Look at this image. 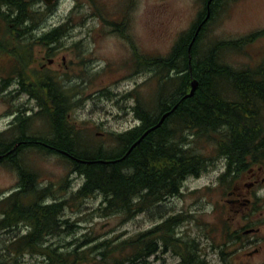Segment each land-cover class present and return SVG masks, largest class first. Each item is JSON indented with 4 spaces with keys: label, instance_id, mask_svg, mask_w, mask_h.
<instances>
[{
    "label": "trees",
    "instance_id": "obj_1",
    "mask_svg": "<svg viewBox=\"0 0 264 264\" xmlns=\"http://www.w3.org/2000/svg\"><path fill=\"white\" fill-rule=\"evenodd\" d=\"M38 1L0 0V20L6 31H33L46 15L36 6ZM222 1H210V18L195 36L199 18L205 14L203 7L165 56L137 54L145 66L153 68L155 80L150 108L143 109L146 104L135 95L138 129L154 126L170 111L156 129L132 148V154H139L138 161L145 160L144 172L142 167L127 172L120 163H106L111 153L100 148H74L80 134L84 139L88 136L85 132H50L29 138L25 137L26 132H0V166L18 175V189L0 197V231L19 224L29 227L19 246L0 240V264H5L1 258L15 260L24 253L45 257L46 264H151L149 260L158 254L160 243L167 246L171 241L163 229L164 222L126 239L114 237L85 249L57 252L44 238L70 232L68 222L59 215L66 200L49 201L47 206L39 204L41 195L50 199L53 193L48 186L38 188V176L26 167L28 154L57 155L83 178L75 198L83 201L100 194L101 212L112 215L110 211H115L113 214H123L126 219L181 196L186 179L200 176L219 159L224 162V171L218 177V186L224 187L225 194L231 193L235 177L253 166H264V96L258 95L264 90V55L252 60L248 54V48L264 38V29L235 39L214 35L210 20ZM59 31L60 27L52 30ZM193 79L198 84L189 96ZM136 133L115 136L120 154ZM36 139L50 147H35L30 141ZM155 172L157 177L153 179ZM179 220L181 216L177 224ZM188 242L191 241L175 240L177 247L181 245L183 249L177 254L191 261L193 256L186 252ZM93 253L97 256L92 257ZM196 254L195 258L202 262Z\"/></svg>",
    "mask_w": 264,
    "mask_h": 264
},
{
    "label": "rangeland",
    "instance_id": "obj_2",
    "mask_svg": "<svg viewBox=\"0 0 264 264\" xmlns=\"http://www.w3.org/2000/svg\"><path fill=\"white\" fill-rule=\"evenodd\" d=\"M221 4L210 20L214 35L235 39L264 29V0H223ZM36 6L46 15L31 32H51L64 22L66 26L60 31L77 34L69 42H80L74 65L81 71V83L77 87H61L63 92L71 95L68 111L71 121L77 123L75 128L88 135L84 139L80 134L78 142L85 140L89 151L100 148L111 154L118 153L115 136L140 124L133 115V102L127 93L134 91L139 95L142 104H146L142 105L143 109L151 107L150 96L153 94V68L142 64L138 73L141 65L134 69L132 53L139 51L142 55L156 57L168 54L178 36L196 20L203 9L202 2L54 0L47 5L39 0ZM122 31L128 33V39L116 34ZM6 34L9 33L0 20L3 43L0 45V73L9 72L12 67L5 51L12 48L10 38L3 36ZM69 42L62 39V43ZM248 54L252 60L262 57L264 38L255 41L248 48ZM70 57L73 58L68 54L69 61ZM2 98L0 130L5 128L3 114L8 101ZM23 101L27 102V98L23 97L18 107ZM28 102L36 108L34 101ZM30 134L48 135L50 132H26V135ZM25 163L27 170L38 176V188L50 187L51 203L66 200L62 218L68 222L70 232L47 238V245L58 246L74 239L83 241L86 237L91 239L87 245L78 248L81 250L114 237L118 240L129 238L161 223L167 214H180L182 220L168 236L169 245L160 243L158 254L149 260L151 264H182L176 252L183 249L181 245L177 247L176 238L194 240L205 264H264V166H253L249 168L252 173L248 170L235 177L231 193L225 194L224 187L218 186V177L224 171V162L219 159L200 176L186 179L181 196L123 221L118 215L101 212L102 197L99 195L83 201L72 200L70 193L81 185L82 180L58 156L32 153L28 154ZM256 179L258 184L249 187ZM17 182L18 175L14 171L0 166V197L15 190ZM0 238L5 235L0 233ZM72 245L67 248H73ZM256 248H259L258 254H254ZM95 256L97 253L92 254ZM44 261L42 256L28 254L18 257L15 264H44Z\"/></svg>",
    "mask_w": 264,
    "mask_h": 264
},
{
    "label": "flooded vegetation",
    "instance_id": "obj_3",
    "mask_svg": "<svg viewBox=\"0 0 264 264\" xmlns=\"http://www.w3.org/2000/svg\"><path fill=\"white\" fill-rule=\"evenodd\" d=\"M209 18L210 2L206 6L205 14L199 18V25L196 30L201 29L208 22ZM64 25L66 26V23L63 22V25L60 27ZM113 27L116 29L118 26ZM115 29L112 30L114 31ZM116 34L128 39V33L125 31ZM3 36L11 39L10 44L12 48L5 51L9 58L8 62L12 67L9 72L0 73V97H3V100H8L6 103L7 109L3 114V117H5V128L0 130V132H80L78 128H75L77 123L70 119L71 113H68L71 95L66 91L63 92L61 88H66L67 86H71L69 88L73 86L77 87L81 83V79H79L81 71L77 70L74 65L79 56L78 48L80 42H69L77 34H72L68 31L14 32ZM62 39L69 43H62ZM1 44L3 43L0 40ZM1 52L2 49H0ZM68 54L69 56H73V58L70 57V61L67 59ZM126 63H129V61L127 60ZM142 64L145 63L132 55V66H134V69H137L141 65L138 73L141 72ZM35 89H37V92L34 91ZM127 94H129L127 97L133 102L131 110L136 117V96L139 99L140 96L134 94V91ZM23 97L27 98V102H21V107H18ZM28 100L34 101L36 108L30 106ZM137 127L139 126L122 131L125 133L138 132L128 142L131 146L140 137L141 141L151 132L147 131L149 128L138 129ZM32 136L33 134L26 135L25 133V137L27 138ZM21 142L24 143L26 141L21 140ZM30 143H33L35 146L42 144L44 149L50 147L40 139L31 140ZM250 173H252V170H250ZM257 184L258 181L256 179L249 184V187H254L253 185L256 186ZM197 253L199 259L204 263L205 258L201 256L200 250ZM258 253L259 248H256L254 254ZM177 257L182 262V256L177 254Z\"/></svg>",
    "mask_w": 264,
    "mask_h": 264
},
{
    "label": "bare ground",
    "instance_id": "obj_4",
    "mask_svg": "<svg viewBox=\"0 0 264 264\" xmlns=\"http://www.w3.org/2000/svg\"><path fill=\"white\" fill-rule=\"evenodd\" d=\"M201 2H206V0H201ZM220 4V3H219ZM218 7V5L216 6ZM202 29V28H201ZM201 29H197L195 30L196 34H198V32L201 30ZM204 35V34H203ZM206 35V34H205ZM204 35V36H205ZM155 71L157 72V70L155 69ZM197 81L196 79H193L192 81ZM197 84H198V81H197ZM258 95H263L264 96V90H260V92L258 93ZM35 147L39 148V149H42L43 146L42 144L40 145H36ZM79 147H86V144L84 142H81V143H77L75 144L74 148H79ZM132 146L131 144H126V146L123 148V152H127V153H123V154H120L119 152L118 153H112L109 155V158L108 160H106V163L108 164H111V165H114V164H119L120 168H124L125 170L128 171H132V170H137V168H141L142 167V172H144V169H143V166L142 164L145 163V160H141V161H138L136 158L138 157L139 154H132L131 151H132ZM129 156V157H128ZM129 159V161H124L126 159ZM80 161V160H79ZM130 163H131V166H130ZM133 164V165H132ZM133 166V167H132ZM133 168V169H132ZM76 176L78 178H80L82 180V183L81 185L83 184V178L79 175V174H76ZM153 179H155L157 177V173L155 172L154 175H152ZM81 185L76 189V190H73L70 194L71 196H69V199L71 197L72 200H77V198H75L74 194L75 192H77V190L81 187ZM100 197L101 195L98 194ZM170 199H174V197L172 198H169L167 199L166 201L170 202L171 200ZM50 199L44 195H41V198L38 200L39 204L41 206H47L49 205V202ZM103 203V199L101 201ZM165 202V201H164ZM162 202V203H164ZM161 203V204H162ZM159 204V205H161ZM102 206V205H101ZM160 207V206H159ZM158 207V208H159ZM115 212V211H114ZM114 212L110 211V213H112V215H118L121 217V219L123 221H126V220H129V219H126L125 216L123 214L119 215V214H113ZM107 213H109V211H107ZM109 213V214H110ZM144 213V212H143ZM143 213H139V214H143ZM139 214H136L134 215L132 218H134L135 216L139 215ZM60 216L63 215L62 212H60L59 214ZM181 215L180 214H177V215H173V214H167L164 218H163V221L161 223H159L158 225H162L164 222V225H163V229L167 232V233H171L174 231V228L177 226V222H178V217H180ZM131 218V219H132ZM26 223H29V222H26ZM30 224V223H29ZM32 225V223L30 224ZM28 231H29V227L28 225L26 224H19L18 226H14L12 229H9V230H5V231H0V233L4 234L5 235V238L1 239L2 241H4L7 245L8 244H12L13 246H19L22 244L23 242V238L25 237L26 234H28ZM139 233V232H138ZM136 233V234H138ZM135 235V234H134ZM56 236V235H55ZM133 236V235H132ZM54 237V236H53ZM83 237H86V236H83ZM131 237V236H129ZM47 238H44L46 241H47ZM88 242H91V239L87 238L83 241H81L80 239H74L72 242L70 243H64V244H61V245H58V246H52L51 245V248H54V249H57L56 251L57 252H64V251H68L67 249H77L81 246H85L88 244ZM72 245L73 248H67L69 245ZM199 250L198 246H197V243L192 240L191 242H188L187 243V246H186V252H187V256L189 257H192L193 256V259H191V261H187L185 259H182L183 261V264H205L203 262H199L195 256L197 255L196 252ZM25 255H28V253H24L22 256H25ZM176 256H177V252H176ZM19 256H16L14 257L15 260H12L10 258H1L5 264H15L16 262V259L18 258ZM43 257V256H42ZM155 257V256H154ZM13 258V257H12ZM44 258V264H46V258ZM18 264V263H17ZM225 264V263H224Z\"/></svg>",
    "mask_w": 264,
    "mask_h": 264
},
{
    "label": "water",
    "instance_id": "obj_5",
    "mask_svg": "<svg viewBox=\"0 0 264 264\" xmlns=\"http://www.w3.org/2000/svg\"><path fill=\"white\" fill-rule=\"evenodd\" d=\"M46 4H51L54 0H43ZM196 87H197V81H192L191 82V88H190V92L187 94V95H189V96H191L193 93H194V91L196 90ZM170 112H166L162 117H161V119L159 120V122H158V124L157 125H155L154 127H152V128H150L148 131H150V130H152V129H154V128H156V127H158L163 121H164V119L166 118V116L169 114ZM147 133V132H146ZM135 145V144H134ZM133 145V146H134Z\"/></svg>",
    "mask_w": 264,
    "mask_h": 264
}]
</instances>
